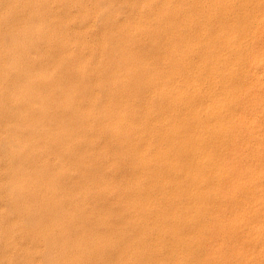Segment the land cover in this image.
Returning a JSON list of instances; mask_svg holds the SVG:
<instances>
[{
  "label": "rangeland",
  "instance_id": "1",
  "mask_svg": "<svg viewBox=\"0 0 264 264\" xmlns=\"http://www.w3.org/2000/svg\"><path fill=\"white\" fill-rule=\"evenodd\" d=\"M56 1L0 0V221L6 223L4 227L3 223H0V234L3 232L0 236L5 239L11 232V236L15 232L20 234L22 239L18 237L17 242L12 240L19 243V246L24 236L26 237L23 240L26 242L21 243L25 247L16 245L18 248L11 253L18 259L13 261L11 256L13 264H20L19 259L24 251L25 254L30 251L32 257H36L35 264H48L55 253L59 254H55L58 257L53 259L54 264H67L65 259L68 255L82 252L83 239L87 240V249L100 245L98 260L101 264H113L111 260L115 259V252L128 250L129 247L137 248L140 241L149 243L151 236L156 232V225L150 221L152 211L148 207L140 208L137 204L139 195L136 194V187H146L150 180L148 177H142L137 185L135 180L128 178L131 169L129 163L136 150L132 149L133 145L129 140L132 134L142 128L139 121V117L144 113L142 111L164 100L162 94L153 98L149 96L145 75H149L148 70L154 65L157 68L154 78L163 82L169 70L175 68L173 61L176 55L169 57V51L164 48L163 43L166 36L177 42L175 33H171L174 24L169 23L160 28L155 19L153 11L157 7L167 5L165 0ZM86 7L87 9H84ZM190 10L191 6L185 3L178 12L183 16ZM67 23H71V28H68ZM79 26L81 29L77 28ZM132 38L136 39L135 42L138 41L135 48L131 46V43H134ZM99 47L101 52L98 51ZM69 49L71 53L68 52ZM153 53H158V61L149 63V56L153 55L152 59ZM123 54L124 58L121 57ZM85 58L86 62L83 61ZM83 63L84 66L81 67ZM132 65L139 68L140 74L135 73ZM137 74L139 76L136 77ZM135 77L136 85L133 87ZM118 78L121 79L116 81ZM121 83L125 84V88H120ZM122 92L127 94V101L117 99V95ZM85 107L87 111H83ZM122 114L123 118L119 117ZM84 121H87L86 129L82 125ZM92 123L94 124L91 125ZM12 142L16 144L13 145ZM123 154L125 161H121ZM86 155L90 162H87V175H84L86 169L81 160ZM160 190L161 187L156 186L152 194L155 200L163 201ZM141 196L143 198L145 194ZM174 200L188 206L186 195L180 194ZM13 210L16 216L13 215ZM86 213L88 219L84 218ZM2 215H9L4 217L9 221L4 220ZM24 217L30 226L23 221ZM207 218L206 213L197 218L183 215L182 223L186 229H194L200 221L205 222ZM7 223L14 227H9ZM164 223L167 227L165 229H168V218L164 219ZM17 226L18 229L21 226V233ZM5 227L9 229L4 230ZM14 229L16 231H13ZM26 231L34 232L33 235L30 233L31 235L26 236ZM15 235L14 238L17 236ZM1 237L0 253L3 256L0 254V257L4 259L9 245L12 247L14 243H11L13 237L10 240V237L8 238L9 242L7 238L4 240ZM33 237L34 240L40 241L31 240ZM48 237L51 238L48 239L49 242L46 241ZM30 244V247L40 246L38 250L32 247L35 254L29 247L30 250L27 249ZM46 246L52 251L47 250ZM42 248H46L49 254L45 255L46 251ZM62 252L63 256L60 254ZM39 253L41 254L38 255ZM43 254L49 259L42 256ZM173 254L172 257L178 255L176 251ZM9 263L12 264L11 261Z\"/></svg>",
  "mask_w": 264,
  "mask_h": 264
},
{
  "label": "bare ground",
  "instance_id": "2",
  "mask_svg": "<svg viewBox=\"0 0 264 264\" xmlns=\"http://www.w3.org/2000/svg\"><path fill=\"white\" fill-rule=\"evenodd\" d=\"M185 3L191 6V10L181 16L178 11ZM165 4L167 5L157 7L153 13L160 28L169 25V23L174 24L175 30L173 29V31L175 32L171 33H175L177 42L171 41V38L166 36L163 43L165 44L164 48L169 51V57L176 55L173 61L176 65L174 69L169 70L167 78L163 79V82H158L157 78H154L153 75L157 69L154 65L153 70H148L150 73L148 76L145 75V78L149 96L153 98L155 95L162 94L164 100L155 104L154 107L142 111L144 113L139 117L142 128L135 133L136 135L132 134L129 140L133 145L132 149L136 150L129 163L131 169L128 178L135 180L137 185L142 177H148L150 180L146 187H141V189L139 186L136 187V194L139 195L137 204L140 205V208L148 207L152 211L150 221L156 225V232L151 236L149 243L140 241L137 248L129 247L128 250H119L115 252V259L111 261L113 264H264V0H165ZM79 15L82 16V14ZM71 23L66 24L68 28H71ZM73 28L77 30L76 26ZM77 28L81 29L80 26ZM148 34L150 36V33ZM150 38L152 37L150 36ZM132 40L134 43L132 42L131 46L135 48L138 41L135 42V38ZM82 43L86 44L87 42L82 41ZM100 47L98 51L101 52ZM156 55L158 53L154 54L155 58L152 59L153 55L149 56L148 62H157L158 56ZM123 56L124 54L121 57L124 58ZM162 57L169 60L165 56ZM83 61L86 62V58ZM83 66L84 63L81 64V67ZM133 67L134 65H132ZM133 69L135 73L140 74L138 67ZM136 77L133 87L136 85ZM120 79L118 78L116 81ZM122 83L120 88H125V84ZM94 84H96L95 81ZM117 97L119 101L121 99L127 101L125 92L118 94ZM85 108L83 111H87V107ZM119 117L123 118V114ZM82 125L86 129L87 121H84ZM121 127L123 128V126ZM128 130L131 132L130 128ZM15 144L16 142L13 145ZM107 145L108 142L105 144L106 148ZM123 156L125 154L121 156V161H125ZM81 161L86 169L83 173L87 175L86 167L90 160L86 155ZM107 162L109 161L107 160ZM156 186L161 187L163 201L155 200L153 197L152 190ZM141 193L145 194V197L142 198ZM180 194L186 195L188 206L176 203L174 199ZM10 209L9 212H11ZM202 213L208 215L207 220L200 221L194 229H186L182 223L183 215L197 218ZM6 216L9 215H4V217ZM84 218H87V213L84 214ZM165 218L169 220L168 229H165L167 228L164 223ZM19 219H21L20 216ZM22 219L24 221L25 217ZM36 220L38 219L36 218ZM2 223V227H4L5 221ZM7 224L9 225V223ZM10 225L9 227L13 226ZM36 225L38 226V224ZM20 227L19 229H21ZM15 229L13 231H16ZM19 229L17 226L18 231H20ZM34 231L30 233L32 234ZM21 232L22 230L19 233ZM30 233L26 231L25 234L28 236ZM10 234L9 236L5 234L8 236L6 237L8 242L16 232L13 236ZM16 235L11 239V243H14L13 246L8 244L9 250L4 255V259L0 257L4 260L3 263L2 260L0 261L2 264H10V261L13 264V259V261H18L15 254H13L14 257L11 255L12 251L18 248L16 245L19 243L15 242L18 241L17 238L20 237V234ZM62 236L60 237L63 240L64 236ZM1 238L4 239V237ZM20 238L22 239V237ZM25 238L24 236L23 240ZM48 239L51 240L48 237L46 241ZM23 240L19 242L24 244L26 241L23 242ZM28 240L30 241V239ZM31 240H34V237ZM41 241L43 242V240ZM86 241L83 239L81 242L82 252L68 255L65 263L101 264L98 260L100 245L87 249ZM21 243L18 246L24 248L25 246ZM165 243H167V247H165ZM0 244L2 245V241ZM49 244L47 245L51 246ZM58 245L60 246V244ZM30 246L31 244L27 245V249L30 248L34 252L33 246ZM48 246H46L47 250L52 248L51 246L48 249ZM34 247L37 248L35 250L40 248L35 245ZM45 249L42 248L43 251H46ZM175 251L178 255L172 257ZM27 252L29 253L25 254L24 251V254H21L20 264H35V256L32 257L30 251ZM44 254L46 255L47 251ZM55 254L54 256L53 253L51 254L52 261ZM1 256L3 255L1 254ZM51 262L47 261L48 264Z\"/></svg>",
  "mask_w": 264,
  "mask_h": 264
}]
</instances>
